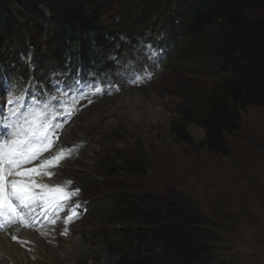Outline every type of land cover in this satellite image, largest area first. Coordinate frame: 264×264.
<instances>
[{"label": "trees", "instance_id": "1", "mask_svg": "<svg viewBox=\"0 0 264 264\" xmlns=\"http://www.w3.org/2000/svg\"><path fill=\"white\" fill-rule=\"evenodd\" d=\"M114 14L122 18L118 30ZM161 30L176 44L202 42L174 63L210 80L174 132L192 143L185 124L192 120L205 129L209 149L226 153L225 133L238 128L242 110L264 108V0H0V75L46 80L54 71L113 70L110 53L130 55ZM112 200L129 223L106 242L120 256L113 264L238 262L185 194L117 193Z\"/></svg>", "mask_w": 264, "mask_h": 264}, {"label": "rangeland", "instance_id": "2", "mask_svg": "<svg viewBox=\"0 0 264 264\" xmlns=\"http://www.w3.org/2000/svg\"><path fill=\"white\" fill-rule=\"evenodd\" d=\"M121 20L117 18V30ZM202 45L169 39V54L162 63L144 68L142 85L125 83L116 94L99 98L70 123L66 136L64 131L58 147L77 149L68 164L64 160L58 166L81 188L80 199L89 212L68 233L64 225L51 228L57 240L50 251L63 259L59 264L114 263L118 255L107 248L103 232L122 222L106 203L117 193L163 196L171 191L189 196L212 219L223 244L237 251L236 264H264V108L242 110L238 128L225 133L226 153L209 149L205 129L192 120L185 121L192 143L182 141L173 130L192 105L190 100L210 83L208 77L174 62ZM113 54L108 57L117 60L119 54ZM130 55L142 60L140 50ZM78 125L84 127L83 136L75 131ZM69 137L76 145H70ZM34 263L56 264L50 259Z\"/></svg>", "mask_w": 264, "mask_h": 264}, {"label": "bare ground", "instance_id": "3", "mask_svg": "<svg viewBox=\"0 0 264 264\" xmlns=\"http://www.w3.org/2000/svg\"><path fill=\"white\" fill-rule=\"evenodd\" d=\"M88 126L90 128V124ZM76 130L79 131L78 136L84 135L85 130L82 125L79 126L77 129H75V131ZM69 131L70 130L67 128L64 135L66 136L67 133H69ZM68 139L72 141L70 145H76L75 144L76 141L74 140L73 137H69ZM78 140H82V139H78ZM68 163L69 162H67L66 164ZM59 168H61V166L52 168L50 173L53 172L54 175L51 178L45 177L39 181L41 183V186H40L41 189H43L46 186L53 188L56 185L69 183V180L65 178L66 171H63L62 169H59ZM73 199H76V198L73 197ZM73 228L74 226L71 227V232L68 234V237H67L68 238L67 240L69 242L71 241L70 237H72L73 235ZM14 237L22 238L23 242H15L13 240ZM56 240H57L56 233H53L52 229L44 230L43 232L29 231L27 229H13L11 231V236H9L7 233L0 234V264H35L34 259L39 260L40 262L47 261V259H50L54 263L59 264L63 261V259L57 258L55 255H52V251H50L54 249ZM72 240L74 241V239ZM72 244L74 245V243ZM67 246L69 248L73 247L71 244H67ZM29 247L32 249L31 253L27 252V248ZM78 247L79 246H77V248Z\"/></svg>", "mask_w": 264, "mask_h": 264}, {"label": "clouds", "instance_id": "4", "mask_svg": "<svg viewBox=\"0 0 264 264\" xmlns=\"http://www.w3.org/2000/svg\"><path fill=\"white\" fill-rule=\"evenodd\" d=\"M164 32H165V30H161V32H159V34H158L157 36L160 37V39H161V44L166 45L167 48L170 49V47H169V38H167V33H164ZM161 35H162V36H161ZM159 37H158V38H159ZM171 41H172V40H171ZM169 51H170V50H169ZM169 51H166V52L164 53V58H163V60L167 57V55L169 54ZM163 60L161 61V63L163 62ZM130 86H134V85H130ZM97 100H98V99H97ZM97 100H96V101H97ZM77 156H78V155H77ZM77 156H76V157H77ZM76 157H75V158H76ZM75 158H72V159H75ZM68 180H69V183H67V184H69L70 186L72 185V187L76 188L77 191H78V199H74V200H72L74 203L79 204V206L77 207V208H78V212H77L76 216L73 218V221H72V223H71V225H72V224H74L75 222H78L80 219H82V218L87 214V212H89V208H88L87 204H86L85 202H83V201L80 199V196H81V191H80V190H81V188L78 187V186H75L73 180H71V179H68ZM130 193H131V192H130ZM112 198H113V197H112ZM112 198H111V200H109V202H107L106 204L111 205L113 212L119 217V214L117 213V211L115 210V208H114V206H113V203H114V202H113ZM97 202H98V200H97ZM97 205H98V204H97ZM119 219H120V221L122 222L121 225L115 224L111 229H109V230L103 232V238H104V241H105V244H106L107 248H108V245H107L106 242H107L108 238L111 237V236H115V235L117 234V232H118L120 229H122L123 227H126V225L129 224L127 221L123 220L122 218L119 217ZM69 229H70V228H69ZM68 232H69V230H68ZM108 249H109V248H108ZM109 251H110V250H109ZM110 252H113L114 254L118 255V259H117V261H118L119 258H120L119 253H116V252H114V251H110ZM115 262H116V261H115ZM115 262H114V263H115ZM112 264H113V263H112Z\"/></svg>", "mask_w": 264, "mask_h": 264}]
</instances>
